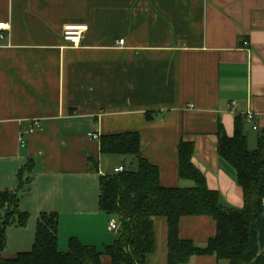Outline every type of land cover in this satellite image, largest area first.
<instances>
[{"label": "crops", "instance_id": "1", "mask_svg": "<svg viewBox=\"0 0 264 264\" xmlns=\"http://www.w3.org/2000/svg\"><path fill=\"white\" fill-rule=\"evenodd\" d=\"M0 23V193H16L29 214L11 226L20 251L7 247L5 259L29 252L43 213L59 215L63 253L72 238L100 252L116 241L109 224L120 223L100 208V178L136 170L137 160L102 155L103 136L138 133L165 188L195 185L179 176V144L192 142L209 189L225 207H244L218 133L232 137L240 116L254 150L264 132V0H0ZM69 25L88 27L77 47L63 37ZM155 232L145 264H168L166 219ZM216 234L211 217L180 221V238L199 247Z\"/></svg>", "mask_w": 264, "mask_h": 264}, {"label": "trees", "instance_id": "2", "mask_svg": "<svg viewBox=\"0 0 264 264\" xmlns=\"http://www.w3.org/2000/svg\"><path fill=\"white\" fill-rule=\"evenodd\" d=\"M148 117L153 118L149 113ZM244 119L237 117L229 137L220 126L218 154L236 172L244 195L242 209L225 207L220 195L209 189L204 174L194 165L192 142L179 144V176L194 182L191 188H165L157 166L143 158L138 133L101 138L102 155L133 156L136 170L100 178V208L120 222L119 236L103 252L78 239L69 241V250H59V215L43 213L38 219L35 242L29 252L5 259L7 231L25 226L29 214L19 209L16 193H0V264H145L156 248L155 220L168 223V264H188L195 256H215L221 264H264V132L256 149L249 148ZM26 165L20 175L31 169ZM28 183L22 181L21 188ZM187 216H208L217 223V234L207 246L199 247L179 235L180 221Z\"/></svg>", "mask_w": 264, "mask_h": 264}, {"label": "built area", "instance_id": "3", "mask_svg": "<svg viewBox=\"0 0 264 264\" xmlns=\"http://www.w3.org/2000/svg\"><path fill=\"white\" fill-rule=\"evenodd\" d=\"M7 30L6 24L0 23V38H4L3 31ZM88 31L87 26H73L69 25L64 28L63 37L66 41L72 43L73 46H79L81 44L82 38L84 37V34ZM120 44H124V41H120ZM247 45V43H245ZM236 103H233L232 106H235ZM253 114H248L249 119H253ZM36 126H40L39 122H36ZM96 139L97 136H94ZM125 170L124 167H120L116 169L115 174L122 173ZM110 230L114 232H119L120 230V224H118L115 220L110 221L109 224Z\"/></svg>", "mask_w": 264, "mask_h": 264}, {"label": "rangeland", "instance_id": "4", "mask_svg": "<svg viewBox=\"0 0 264 264\" xmlns=\"http://www.w3.org/2000/svg\"><path fill=\"white\" fill-rule=\"evenodd\" d=\"M127 168L129 169V166H127ZM130 170H134V168L130 169ZM118 222H119V219H118ZM120 223V222H119ZM9 230V229H8ZM7 236H8V244H7V247L9 248L8 252H18L20 250H18L17 248V235H16V229L15 227H11V229L9 231H7ZM32 247L30 248L29 251L32 250Z\"/></svg>", "mask_w": 264, "mask_h": 264}, {"label": "water", "instance_id": "5", "mask_svg": "<svg viewBox=\"0 0 264 264\" xmlns=\"http://www.w3.org/2000/svg\"><path fill=\"white\" fill-rule=\"evenodd\" d=\"M263 217H264V215H263Z\"/></svg>", "mask_w": 264, "mask_h": 264}]
</instances>
